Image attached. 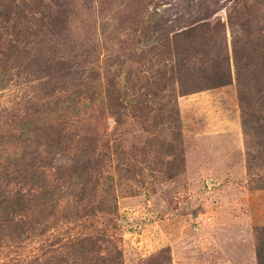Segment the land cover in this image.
I'll return each instance as SVG.
<instances>
[{"label": "rangeland", "instance_id": "374dc122", "mask_svg": "<svg viewBox=\"0 0 264 264\" xmlns=\"http://www.w3.org/2000/svg\"><path fill=\"white\" fill-rule=\"evenodd\" d=\"M56 1L67 12L60 36L47 42L52 30H41L26 50L31 56H75L81 71L85 66L87 75L90 67L99 77L95 85L89 83L92 102L82 99L76 114L61 113L49 123L52 134L62 139L64 152L51 157L53 169H35L32 174L39 177L41 192L48 194L42 199L26 178L30 170L21 166L44 158L41 145L10 140L16 144L12 147L5 136L14 133L16 120L41 111L44 102L66 96L68 91L41 100L40 80L25 73L22 66L2 76L0 192L25 195L29 209L24 217H13V222L23 221L34 229L17 240L10 236L8 223L0 220V264L5 260L55 264L54 248L40 247L73 233L90 236L92 247L102 256L118 250L121 264H256L254 231L264 227V190L255 189L245 174L230 45L231 36L239 34L245 24L252 39H261L258 30L264 34V0ZM20 2L3 0L12 9ZM10 24L5 30L0 28V52L13 31L19 32L21 42L23 30H10ZM5 25L0 21V27ZM197 27L194 34L221 36L229 58L230 83L179 95L175 46L186 29ZM199 49L189 50L194 64L197 57L193 55ZM79 54L81 61L76 57ZM107 102L120 114L118 122ZM90 148L96 150L89 154L94 160L101 158V168L86 180V195L79 206L83 202L96 206L97 199L104 197V208L106 204L115 207V243L108 240V233L92 231L103 228L99 215L84 217L78 212L80 218L73 224L64 219L77 213L72 194L82 188L66 186L76 179L72 181L64 171L76 154ZM58 170L63 174H57ZM70 227L73 231L67 233Z\"/></svg>", "mask_w": 264, "mask_h": 264}, {"label": "trees", "instance_id": "16d2710c", "mask_svg": "<svg viewBox=\"0 0 264 264\" xmlns=\"http://www.w3.org/2000/svg\"><path fill=\"white\" fill-rule=\"evenodd\" d=\"M14 9L9 8L8 4H4L3 0H0V21L6 24L0 28L5 30V27H8V23L11 22L9 25L10 30H23L21 31V42L18 39L19 32L13 31L12 34H9L11 40L8 46H5L3 51L0 52V85L2 76L5 73L22 66L25 73H32L35 79L40 80L37 87L41 91V100L53 98L56 94L66 93V89L68 91L66 96L54 98L55 100L52 102H44L41 105V111L31 112L26 118L16 120L17 128L11 130L14 133L5 136L6 143L12 145V147L16 144H13L10 140L15 141V143L18 140L21 144L28 142L29 144L36 143V146L41 145V153L44 154L45 159L37 160L34 158L21 164V166L24 171L30 170V173H27L29 176L26 178H29L31 189L39 192L41 196L43 195L42 199H44L48 194L41 192L42 186L39 184V177L32 174L37 169L40 171L49 170L51 168L49 166L51 157L64 152L62 139H59L54 133L52 134L49 123L61 113L67 114L71 111L76 114L77 107L82 99L92 102L93 89L89 87V83L95 85L94 82L99 75L90 67H88L90 71L86 75L85 66L82 69L83 71H81L82 64L75 60V56L68 58L64 53H60L55 58L53 56L45 57L42 54L31 56L29 51L26 50L27 45L30 43L29 41L40 35L41 30H52L48 34L49 40L47 42L60 36L67 19L65 15L67 12L63 9L60 2L56 0H50L48 3L44 0H23V3L21 4L20 2ZM26 15L28 20H26ZM204 26L198 27L204 31ZM247 26V24L243 25V27L239 28V34L234 33L231 36L232 67L236 81L240 128L243 134L245 174L248 182L253 184L255 189L264 190V34L258 30L261 39L259 41L256 39L259 36L252 39L253 33ZM198 27L197 29H186L181 34L183 40L179 42L177 47L175 46L176 60L174 70L177 81V94L179 95L215 89L230 83L229 58L221 36L219 37L215 34L213 38L203 31L194 34ZM192 44L195 47L202 48V50L199 49L197 55L196 53L193 55V58L197 57L195 64L190 60L192 56H188L192 52V48H195ZM210 48L214 49L212 51L214 54L211 56H209ZM76 57L81 61V54ZM82 60L84 63L85 59L83 58ZM72 69L75 70L73 71ZM75 80L80 81V83H73ZM70 86L72 89L67 88ZM90 92L91 95L88 96ZM105 105L109 113L114 116L115 122H118L120 114L112 107L111 103L107 102ZM4 143L2 141V144ZM90 153L93 155L96 150L90 148V150L85 149L81 153L76 154L64 171L65 175L72 177V181L76 179L75 182H70L66 186L82 187L77 195L72 194L74 197L73 204L76 208L73 211H77V213H73L70 217L64 219L73 224L78 221L77 218H80L78 212H81L84 217H96L99 215V217H103V228L97 231L92 229V231L95 234L101 230L102 233H108L106 235L110 238L108 240L115 243V241H118L114 233L116 230L114 223L115 207L106 204L104 208V197L97 199L96 206H93L91 202H83L79 206L86 195L84 188L87 183L86 180L89 181L92 171L101 168V158L94 160L89 155ZM12 165L15 166V163L9 164V166ZM57 174H63V171L58 170ZM18 177L21 180V173H18ZM4 193L0 192V220L5 224L8 223L10 236L13 235L17 240L26 238L34 228L23 221H21V224L13 222V217H24L29 209V206L24 204L26 201L25 195L20 193L5 195ZM93 193L92 191L89 196ZM75 197H78V199L75 200ZM78 207L80 209H77ZM72 228L74 227L65 230L68 233L73 231ZM254 233L256 236L254 247L255 263L264 264V227L255 229ZM86 235L67 234L63 239L56 238L52 241V244L40 247V250L42 248L47 250L54 248L53 252L56 253L55 264H121L118 250L114 251V255H110L109 253H113L110 251L106 252L105 256H102L97 247L95 250L92 247L91 237ZM62 240L64 241L62 242ZM15 247L19 246L15 245ZM47 253H43L42 256ZM1 264L15 263L5 260Z\"/></svg>", "mask_w": 264, "mask_h": 264}]
</instances>
